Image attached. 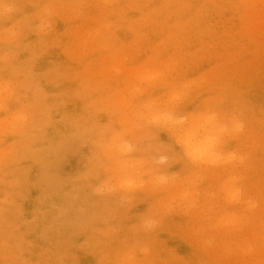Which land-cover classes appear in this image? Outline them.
<instances>
[{
	"label": "rangeland",
	"instance_id": "obj_1",
	"mask_svg": "<svg viewBox=\"0 0 264 264\" xmlns=\"http://www.w3.org/2000/svg\"><path fill=\"white\" fill-rule=\"evenodd\" d=\"M0 123V264H264V0H19Z\"/></svg>",
	"mask_w": 264,
	"mask_h": 264
},
{
	"label": "clouds",
	"instance_id": "obj_2",
	"mask_svg": "<svg viewBox=\"0 0 264 264\" xmlns=\"http://www.w3.org/2000/svg\"><path fill=\"white\" fill-rule=\"evenodd\" d=\"M19 0H0V19L10 18L16 15L18 10ZM20 123H24L28 120L27 114H22L17 117ZM0 129L7 131L3 124L0 123Z\"/></svg>",
	"mask_w": 264,
	"mask_h": 264
}]
</instances>
